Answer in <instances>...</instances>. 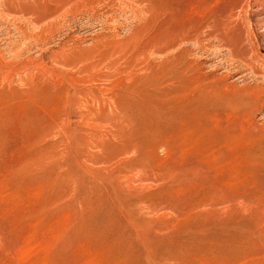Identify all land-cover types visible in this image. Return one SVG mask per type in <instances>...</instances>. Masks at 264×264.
Returning a JSON list of instances; mask_svg holds the SVG:
<instances>
[{
  "label": "rangeland",
  "instance_id": "rangeland-1",
  "mask_svg": "<svg viewBox=\"0 0 264 264\" xmlns=\"http://www.w3.org/2000/svg\"><path fill=\"white\" fill-rule=\"evenodd\" d=\"M0 264H264V0H0Z\"/></svg>",
  "mask_w": 264,
  "mask_h": 264
}]
</instances>
